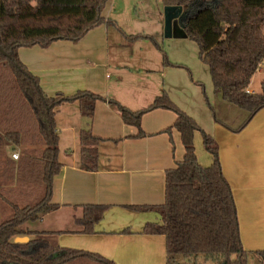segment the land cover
I'll return each mask as SVG.
<instances>
[{"label":"trees","instance_id":"obj_1","mask_svg":"<svg viewBox=\"0 0 264 264\" xmlns=\"http://www.w3.org/2000/svg\"><path fill=\"white\" fill-rule=\"evenodd\" d=\"M109 1L0 0V206L8 212L7 218L0 219V264H114L96 254L60 248V232L24 228L57 210L50 203L52 182L61 172L57 110L64 104L77 103L81 116L90 120L95 103L101 98L89 92L69 98L48 97L39 80L18 58L20 48L44 49L57 41L75 43L100 25L113 23L103 16ZM161 3L163 7H180L186 14L182 36L196 44L198 58L208 68L214 95L245 113L244 121L233 130L240 131L264 109V77L258 93L246 92L258 64L264 60V0ZM113 24L129 42L150 41L162 54L163 64H168L165 53L151 36H127ZM107 103L124 125L137 130V138L144 137L140 123L146 113L166 109L176 115L173 129L180 136L184 156L175 169L165 173L163 205L128 207L135 212L160 215L161 224H146L142 233L164 237L166 264H178L176 256L192 261L190 264H198L199 256L210 264H249L213 138L164 92L139 111H130L114 100ZM196 131L211 156V164L205 168L198 165L195 156ZM78 142L80 167L96 171L101 140L87 128L80 131ZM13 154H17L16 160L12 159ZM106 210L101 205L83 206L81 218L75 221L80 229L77 233L94 234V227ZM250 255L264 264V251Z\"/></svg>","mask_w":264,"mask_h":264},{"label":"crops","instance_id":"obj_2","mask_svg":"<svg viewBox=\"0 0 264 264\" xmlns=\"http://www.w3.org/2000/svg\"><path fill=\"white\" fill-rule=\"evenodd\" d=\"M103 16L110 20L109 13L103 12ZM110 27L104 23L75 43L57 41L44 49L34 46L18 50L19 61L39 80L46 96L69 98L89 92L101 98L90 120L81 116L77 103L57 110L61 172L52 182L50 200L57 210L44 215L29 230L60 232V248L96 254L114 264H166L164 237L142 233L146 224H161L160 215L128 207L163 205L165 173L175 169L184 156L180 136L173 129L176 115L166 109L146 113L140 123L144 137L137 138V130L124 125L107 102L114 100L130 111L142 110L166 93L164 82L169 72L160 52L146 46H142L145 51L134 50L136 43L119 41L114 35L118 30ZM156 73H160L158 78H152ZM172 79L168 77L169 83ZM185 110L181 111L194 121L201 117L197 126L217 146L221 174L236 210L240 243L253 261L251 253L264 251V109L236 133L233 130L237 127L212 121L205 106L194 111L200 115ZM87 128L101 140L94 172L85 171L79 163L78 135ZM193 145L198 165L208 167L211 156L198 131ZM88 205L106 206L107 210L95 225L94 234L83 235L77 233L80 229L75 221L81 218L82 207Z\"/></svg>","mask_w":264,"mask_h":264},{"label":"rangeland","instance_id":"obj_3","mask_svg":"<svg viewBox=\"0 0 264 264\" xmlns=\"http://www.w3.org/2000/svg\"><path fill=\"white\" fill-rule=\"evenodd\" d=\"M103 12L109 13L110 21L117 23L122 31H127L128 36L148 35L157 41L161 51L166 54L168 61V64L164 66L168 70L167 72H169L165 78L164 88L170 97V101L172 97L174 99L172 102L182 111L185 112V109H187V112H191L193 115H200L194 111L204 110L205 106L209 110V118L212 121L218 120L219 124L238 127L244 121L245 113L243 111L220 99L219 103L214 100L208 68L199 60L196 44L182 36V28L177 20L172 22L171 37H164V7L161 0H110ZM113 23H111L110 27L112 30H114ZM117 33L119 32L115 31L114 35L119 41H127L120 33ZM129 43H136L134 50L137 51H145V48L142 46L150 48L154 53L158 51L145 39H138ZM159 74L152 75V78H158ZM171 76H173V79L169 83L168 77ZM262 78L256 72L251 79L248 89L253 91V93H258ZM159 80L163 81V78ZM196 119L200 120L201 117L197 116ZM199 120H195L196 123ZM197 125L199 124L197 123ZM0 208V219L4 220L8 217V212H3L2 206ZM24 228L32 229L34 226L27 224ZM175 258L178 264L192 263V261H187V259L181 256H176ZM256 260H250L249 264H260ZM197 263L210 264V262L205 263L202 256L197 258ZM79 264L94 263L80 261Z\"/></svg>","mask_w":264,"mask_h":264},{"label":"water","instance_id":"obj_4","mask_svg":"<svg viewBox=\"0 0 264 264\" xmlns=\"http://www.w3.org/2000/svg\"><path fill=\"white\" fill-rule=\"evenodd\" d=\"M186 17V14L182 12V9L180 7H164V37H171V27L174 20H177L179 25L183 29L182 23L185 21ZM16 241L22 242L25 241V239H18Z\"/></svg>","mask_w":264,"mask_h":264},{"label":"built area","instance_id":"obj_5","mask_svg":"<svg viewBox=\"0 0 264 264\" xmlns=\"http://www.w3.org/2000/svg\"><path fill=\"white\" fill-rule=\"evenodd\" d=\"M256 72L259 73L262 77H264V60L258 64ZM246 92L248 94H253V91H251L250 89H247ZM12 159L16 160L17 154H13Z\"/></svg>","mask_w":264,"mask_h":264}]
</instances>
